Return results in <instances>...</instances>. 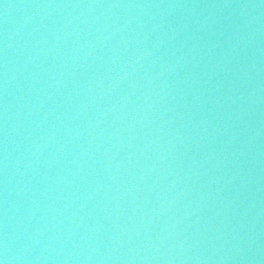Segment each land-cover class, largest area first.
Returning a JSON list of instances; mask_svg holds the SVG:
<instances>
[{"label":"water","instance_id":"1","mask_svg":"<svg viewBox=\"0 0 264 264\" xmlns=\"http://www.w3.org/2000/svg\"><path fill=\"white\" fill-rule=\"evenodd\" d=\"M0 264H264V0H0Z\"/></svg>","mask_w":264,"mask_h":264}]
</instances>
